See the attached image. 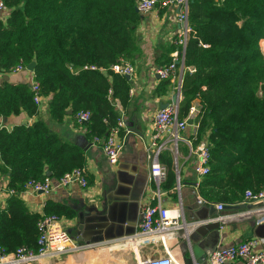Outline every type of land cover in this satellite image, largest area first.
Masks as SVG:
<instances>
[{
  "label": "trees",
  "instance_id": "16d2710c",
  "mask_svg": "<svg viewBox=\"0 0 264 264\" xmlns=\"http://www.w3.org/2000/svg\"><path fill=\"white\" fill-rule=\"evenodd\" d=\"M4 1L11 12L0 16V72L36 61L35 78L49 98L52 121L62 123L70 110L75 118L90 111L91 132L107 136L121 117L117 101L126 107L130 100L131 82L109 68L136 55L142 18L136 0ZM189 22L178 117L184 119L199 103L198 138L205 135L211 146L201 195L234 204L248 189L264 190V0H191ZM87 65L108 70L84 69ZM33 96L26 86L6 87L0 91V115L20 107L36 114ZM0 158L10 173L9 187L18 192L29 180L48 173L58 180L86 162L84 150L44 120L0 129ZM168 179L170 187L173 172ZM41 217L29 213L18 196L10 197L0 213L4 251L37 249Z\"/></svg>",
  "mask_w": 264,
  "mask_h": 264
},
{
  "label": "crops",
  "instance_id": "0c3cea01",
  "mask_svg": "<svg viewBox=\"0 0 264 264\" xmlns=\"http://www.w3.org/2000/svg\"><path fill=\"white\" fill-rule=\"evenodd\" d=\"M178 11L172 6L158 5L155 10L142 14L136 31V55L130 60L123 58L135 64L136 73L129 80L128 105L123 107L117 101L118 111L127 122V129L116 137L117 142L125 145L118 164H109L101 144L95 141L99 136L91 132L88 122L79 123L71 114H67L62 123L52 121L49 98L48 108L38 107L34 115L23 107L9 116L0 115V129L8 131L17 125H32L44 120L64 140L80 146L86 155L83 168L88 188L78 183L62 187L56 178H52L54 188L49 193L21 191L16 194L29 213L44 216L60 212L59 216L73 240L91 244L88 249L62 258L43 257L35 264H140L142 259L166 256L172 257L174 264H203L208 248L228 247L250 238L262 241L260 248L264 246V198L249 200L245 192L242 201L230 204L234 208L219 211L217 204L221 202L202 197L200 187L204 177L200 178L195 169L198 163L196 151L207 137L204 135L199 140L194 125H189L181 133L183 138L179 142L177 162L169 149L161 155V161L169 169L168 174L174 173L170 187H167L169 181L161 185L162 206L180 210L182 227L164 237L149 238L146 243L136 239L144 205L148 201L157 202L152 198L157 185L150 176L147 154L154 118L162 104L174 103L176 95L179 100V77L185 71V67L179 65L177 74L166 80L161 79L157 72L182 50L178 44L182 27L177 19ZM163 83H166L164 87ZM12 86H26L32 92V71L0 72V91ZM130 123L141 135L130 131ZM9 174L0 158V213L7 208L13 196L4 192L5 187H9ZM178 182L180 192L174 190ZM242 204H247V208H241ZM212 207L216 211H211ZM83 225L89 228H82ZM84 238L91 240L85 241ZM227 264L244 263L234 261Z\"/></svg>",
  "mask_w": 264,
  "mask_h": 264
},
{
  "label": "built area",
  "instance_id": "2783aa9c",
  "mask_svg": "<svg viewBox=\"0 0 264 264\" xmlns=\"http://www.w3.org/2000/svg\"><path fill=\"white\" fill-rule=\"evenodd\" d=\"M191 0H136L137 7L141 14H147L155 10L158 5L165 7L178 8L177 19L181 23V33L179 35L178 44L182 46L181 52L173 55L172 62L165 67L158 69V75L161 79H169L177 74L179 65L185 67V52L187 42L192 31L189 22V4ZM11 9L4 0H0L1 17L9 16ZM28 64L21 62L12 69L18 72L27 68ZM84 69L100 70L107 72V68L98 67L97 65H87ZM109 70L123 76L129 75L133 77L136 73V66L130 61L123 58L119 62L113 64ZM183 76L179 77L178 92L179 100L168 104L165 108L160 109L154 118L152 125L150 144L147 147L148 159L150 162V176L155 182L157 188L153 192V201H148L141 212V222L139 231L136 233V239L140 242H147L149 238L164 237L166 234L182 227L181 213L177 208L169 209L162 206V188L161 185L168 178V167L161 161L162 153L169 149L177 162L179 156V142L182 140L181 133L189 127L188 121L193 120L196 128L195 135H198L200 123L197 116L200 113L199 103L196 102L191 106L189 114L184 119H179V104L182 100ZM32 91L34 93V102L39 108H48V100L42 95L41 84L35 78V72L32 71ZM133 93V91H131ZM79 123L88 122L91 119L90 111H81L76 115ZM127 129V122L120 117L117 124L111 129L110 133L105 137H95V141L101 144L102 150L110 165L118 164L121 154L125 148L124 142L119 143L116 137ZM165 137V135H167ZM189 142V141H188ZM191 143V142H189ZM198 163L195 167L200 178L210 173L211 166V146L209 142L200 143L196 151ZM73 183H78L83 188H88V179L86 171L83 167L65 173L58 179V185L67 187ZM54 188L52 177L46 176L44 179L29 180L22 192L31 191L34 193H49ZM180 182L174 187L175 191L180 192ZM5 193L16 195L17 190L5 187ZM246 198L249 200H259L264 198V191L254 193L250 190L246 191ZM200 202H203L200 200ZM225 204H217V209L222 211ZM38 241L37 249H31L27 246H21L14 252H5L0 247V264H35L43 257L62 258V256L73 253L75 251L88 249L91 244H81L73 240V237L66 227L63 219L57 214H47L41 217L38 222ZM261 242L257 238H250L236 245L228 247H215L207 249V258L203 264H227L234 261H242L244 264H264V246L260 248ZM140 264H174L173 258L166 256L159 259H142Z\"/></svg>",
  "mask_w": 264,
  "mask_h": 264
},
{
  "label": "water",
  "instance_id": "95a60500",
  "mask_svg": "<svg viewBox=\"0 0 264 264\" xmlns=\"http://www.w3.org/2000/svg\"><path fill=\"white\" fill-rule=\"evenodd\" d=\"M137 11H139L138 7H137ZM36 65H37L36 61H33V62H31L30 64L27 65V68H28L29 70H31V71H34L35 68H36ZM105 75L108 76V73H105ZM126 78H127L128 80H131V77H130L129 75H127ZM177 98H178V95H176V96L174 97V102H178V101H177ZM167 105H168V103H164V104H162V108H165ZM68 114H72V110L68 111ZM188 123H189L190 125H192V124H193V120L190 119V120L188 121ZM129 129H130V131L135 132V133H138L139 135H141V133L137 132V129L133 126V123H130V125H129ZM48 176H51V173H48ZM234 207H235V206L229 204V205H226L225 208H227V209H231V208H234ZM240 207L243 208V209H245V208H247V204H242V205H240ZM211 211H216L215 207H212V208H211ZM80 228H81V227H80ZM82 228H87V229H88L89 226H88V225H85V226L83 225ZM80 239H81V238H80ZM84 239H85V241H89V240H91L90 238H88V239L84 238ZM214 248H215V247L208 248V249H214Z\"/></svg>",
  "mask_w": 264,
  "mask_h": 264
},
{
  "label": "rangeland",
  "instance_id": "374dc122",
  "mask_svg": "<svg viewBox=\"0 0 264 264\" xmlns=\"http://www.w3.org/2000/svg\"><path fill=\"white\" fill-rule=\"evenodd\" d=\"M263 40H264V39H263ZM263 40H262V41H263ZM262 41H261V42H262ZM263 50H264V45H263Z\"/></svg>",
  "mask_w": 264,
  "mask_h": 264
}]
</instances>
